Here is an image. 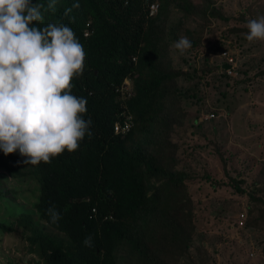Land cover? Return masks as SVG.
I'll return each mask as SVG.
<instances>
[{"label":"trees","instance_id":"1","mask_svg":"<svg viewBox=\"0 0 264 264\" xmlns=\"http://www.w3.org/2000/svg\"><path fill=\"white\" fill-rule=\"evenodd\" d=\"M40 2L45 10L38 25H69L86 51L71 93L87 99L83 118H91L92 135L75 152L36 166L25 165L19 152L0 151V170L38 186L34 209L49 231L26 216L29 245L43 264H179L189 255L195 215L187 176L175 168L172 133L182 116L177 80L184 74L169 55L180 26L170 24V13L176 8L203 21L229 18L211 0H56L53 10H46L48 0ZM153 3L158 8L150 15ZM186 35L191 49L197 47L199 41ZM125 80L130 93L122 89ZM128 117L129 131L115 134L114 125ZM228 179L243 193L235 178ZM52 205L61 215L57 225L46 214ZM88 235L92 247L83 245Z\"/></svg>","mask_w":264,"mask_h":264},{"label":"rangeland","instance_id":"2","mask_svg":"<svg viewBox=\"0 0 264 264\" xmlns=\"http://www.w3.org/2000/svg\"><path fill=\"white\" fill-rule=\"evenodd\" d=\"M211 1L227 22L203 21L176 8L169 21L180 24L178 39L188 38L189 31L199 41L183 54L174 43L169 51L172 66L184 74L177 80L182 116L172 133L175 168L187 176L195 215L189 255L179 264H264V75H259L264 41L248 42L242 31L249 19L264 16V0ZM190 2L200 5L202 0ZM223 50L233 60L230 72ZM130 84H123L127 93ZM228 177L240 183L243 193L234 190ZM37 198L35 181L0 170V224L10 230L0 229V264H43L27 241L23 220L28 216L49 231L37 218ZM241 212L246 221L238 229Z\"/></svg>","mask_w":264,"mask_h":264},{"label":"clouds","instance_id":"3","mask_svg":"<svg viewBox=\"0 0 264 264\" xmlns=\"http://www.w3.org/2000/svg\"><path fill=\"white\" fill-rule=\"evenodd\" d=\"M55 3L48 0L46 10ZM43 10L40 0H0V151L5 156L19 152L23 163L33 166L65 150L75 152L92 135L91 118H83L87 99L71 93L86 51L69 25L40 27ZM245 27L248 42L264 41V16L249 19ZM191 46L183 36L173 44L181 54ZM46 214L53 225L61 219L55 205ZM83 245L92 247L93 237L86 236Z\"/></svg>","mask_w":264,"mask_h":264},{"label":"built area","instance_id":"4","mask_svg":"<svg viewBox=\"0 0 264 264\" xmlns=\"http://www.w3.org/2000/svg\"><path fill=\"white\" fill-rule=\"evenodd\" d=\"M148 8H149V14L153 15L156 12L157 8H158V4L153 3ZM221 56L225 59L226 64L230 67V65H232V63H233V60H232V57L229 55L228 51L223 50L221 52ZM231 70L232 69L230 67L228 72H230ZM213 116H214L213 114L209 115L210 118H212ZM130 127H131V122H130V118L128 117L123 125H119V124H115L114 125V133L115 134H117V133L124 134V133L129 131ZM245 221H246V213L245 212L239 213L238 217H237V219L235 221L236 228L242 229L244 227V225H245Z\"/></svg>","mask_w":264,"mask_h":264},{"label":"water","instance_id":"5","mask_svg":"<svg viewBox=\"0 0 264 264\" xmlns=\"http://www.w3.org/2000/svg\"><path fill=\"white\" fill-rule=\"evenodd\" d=\"M224 68H228V65H225Z\"/></svg>","mask_w":264,"mask_h":264}]
</instances>
